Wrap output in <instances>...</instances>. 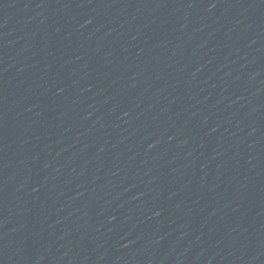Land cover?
<instances>
[{"label":"water","instance_id":"1","mask_svg":"<svg viewBox=\"0 0 264 264\" xmlns=\"http://www.w3.org/2000/svg\"><path fill=\"white\" fill-rule=\"evenodd\" d=\"M0 264H264V0H0Z\"/></svg>","mask_w":264,"mask_h":264}]
</instances>
